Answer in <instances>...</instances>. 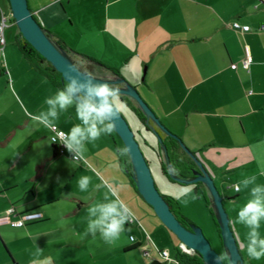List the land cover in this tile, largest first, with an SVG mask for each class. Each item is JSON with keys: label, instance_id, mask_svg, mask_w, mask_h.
Returning a JSON list of instances; mask_svg holds the SVG:
<instances>
[{"label": "crops", "instance_id": "crops-1", "mask_svg": "<svg viewBox=\"0 0 264 264\" xmlns=\"http://www.w3.org/2000/svg\"><path fill=\"white\" fill-rule=\"evenodd\" d=\"M28 2L54 43L78 61H86V56L115 70L118 75L98 66L96 78L111 82L121 91L139 93L167 128L163 131L164 137L167 139L168 132L172 133L196 154L213 178L225 207L228 206L226 210L244 263L264 264V258L253 260L247 255L245 244L249 230L235 223L239 211L252 198L251 189L264 187V0ZM9 5L6 10L0 5L8 15ZM234 22L250 26L252 30L236 32L231 26ZM247 52L252 59L248 69L243 64ZM11 57V50L6 46L0 63V80L13 74L19 83L24 79L19 73L20 60L15 57L11 61ZM27 63L30 71L36 72ZM11 81L14 84L12 77ZM9 84L10 80L7 82L10 87ZM18 89L26 93L23 108L33 110L35 115L41 111L47 114L50 106L45 96H30L22 84ZM54 89L46 86L48 98L59 90ZM2 94L0 88V97ZM30 122L28 118L25 123H15V128H28ZM59 127L68 133L65 126ZM8 130V133L0 130V218L11 207L16 209L14 219L29 212L42 213L43 218L22 228L0 225V264H32L33 260L43 264L47 259L51 264H162L157 261L156 249H168L174 256V247L181 243L174 239V234L166 231L173 247L161 245L138 231L144 228L136 218L133 223L125 224V230L112 243H107L99 232L95 237L86 235L89 219L97 217H89L82 211L97 202L96 196L73 197L78 205L75 213L48 214L47 201L40 202L34 194L35 175L24 177L25 171L34 167V162L25 160L28 149L21 150L17 144L12 147L18 135L17 131ZM48 138L51 142L50 130ZM27 141H22L23 146ZM51 145L50 161L55 162L59 154L52 142ZM19 165L22 170L13 176ZM166 167L175 173L170 166ZM101 168L108 174L109 167ZM112 183L128 207L137 203L130 200L129 178L128 182L117 179ZM238 184L240 191L235 189ZM202 188L207 197L209 188L206 184ZM228 190L235 194H228ZM29 194L34 198L31 202L27 201ZM260 196L264 198V192ZM105 203L108 200H99V204ZM210 206L216 208L214 201ZM129 228L138 229L139 237L133 236ZM214 228L213 235L221 246L215 225ZM259 233L264 238V221ZM146 249L152 251L150 257L144 254Z\"/></svg>", "mask_w": 264, "mask_h": 264}, {"label": "rangeland", "instance_id": "rangeland-1", "mask_svg": "<svg viewBox=\"0 0 264 264\" xmlns=\"http://www.w3.org/2000/svg\"><path fill=\"white\" fill-rule=\"evenodd\" d=\"M9 4V0H4L0 5L6 10ZM19 31L17 24L13 23L6 29V38L8 41L7 47L10 48L12 54L11 61H15V57L20 60L18 66L19 73L23 75L24 79L22 80L24 81L21 80L18 83L16 75L13 74H10L8 77L4 76L2 77L4 80H0V88H2L3 91L2 97H0V130L4 133H8V128L13 132L17 131L18 136L12 144V147L17 144V148L19 147L21 150H23V148L28 149L29 154L27 153L25 160L28 163L34 162V167L32 170H26L24 177H32V173L35 175V187L33 188L34 194H37V198L40 202L47 201L48 214L60 215L75 213L78 205L73 197L80 196L89 199L96 196L97 202L87 206V208L82 211L83 214H89L88 209L100 205L99 200L101 202L103 200L112 202L116 199V197L108 191L105 185L112 184L114 186L112 182L117 179H120L122 183L128 182V177L123 168H126L127 163L130 166L129 162L131 164L132 162L128 153L126 155H121L120 149H123L125 146L115 131L109 135H102L95 142H86L82 160H73V154L69 155V152H67L65 154H59L55 162L50 161L53 155V148L48 138V131L50 129L43 126H37L34 122L37 115H46V113L41 111L39 112L40 114L35 115L32 114L33 110L23 108L22 105L25 103L24 95L26 93H22L18 87L22 84L24 88L23 90L27 93L29 92L30 96L35 94L40 98L41 96H45V98L50 96L46 90V86H50L53 91L56 89H54L47 79L38 74V72L30 71L32 69H30L27 60L24 59L18 45ZM78 64L80 65V62ZM11 77L13 78L14 84L11 81ZM8 80H10V87L7 85ZM13 85L14 88H12ZM32 90H34V93H32ZM135 105L139 106L138 104ZM121 113L128 121L131 129L137 134V139L140 143H143L145 139L147 140V137L151 140V134L142 131L141 123L134 113L129 111L125 106L123 107V105L121 107ZM28 118L31 119L28 128H22L19 130L15 128L17 125L15 123H25ZM161 123L164 126L162 121ZM80 124L81 122L76 116L75 106L68 108L67 111H61L60 114H58V118L55 120V125L65 126L64 129H67L68 132H70L73 126ZM139 131H141V134H138ZM24 139L28 141L23 146L22 141ZM115 142L117 143L115 144ZM142 148L147 160H150L152 174L158 190L162 195H164V193H167L169 196L175 195L180 187H191L192 190L187 196L181 198H174V196L171 197L178 202L182 216L191 220L197 227H200L205 236L211 242L213 248L218 253H222V245L220 246L212 231L215 229L211 216V209L214 207L207 205L202 193L199 195L196 194L195 184L192 182L186 181L183 185L169 182L162 174L160 161L155 159V155L152 154V151L148 147ZM119 155H121L123 161L126 162L123 167L120 165L121 158ZM40 166L42 167L41 170L39 168ZM102 166L109 167L108 174H106L104 170L102 171ZM21 170L22 167L19 165L18 169L15 170L12 175L16 176ZM91 170H94L96 173H92ZM85 177L89 179V185L87 190L81 191L79 188V180ZM128 189H130V200L137 201V203L129 204V208L144 228L142 231L129 228L132 235L138 238V231L141 233L145 232L153 238L154 242L164 246L173 247L172 241L166 232L168 229L163 225L155 211L150 208L147 203H144V201L137 197L130 184L128 185ZM227 193L230 195L235 194L233 190H228ZM118 195L120 197L119 192ZM207 197L209 202L214 201L211 191L208 192ZM33 199L32 194L27 196L28 202L33 201ZM214 211L217 212V209L214 208ZM6 212L4 216L6 215ZM173 237L174 239L177 238L175 235H173Z\"/></svg>", "mask_w": 264, "mask_h": 264}, {"label": "clouds", "instance_id": "clouds-1", "mask_svg": "<svg viewBox=\"0 0 264 264\" xmlns=\"http://www.w3.org/2000/svg\"><path fill=\"white\" fill-rule=\"evenodd\" d=\"M80 76V68L75 64L69 65L64 88L58 90L53 97L46 99V103L50 106L49 111L46 115H37L34 121L37 126L52 129L58 118V110L67 111L68 108L75 106L76 116L81 124L73 126L70 132L60 138L59 142L73 154V160L83 159L86 142H95L102 135L113 133L122 107L119 88L109 83H97L89 73L83 74L84 79ZM52 143H57L55 138L52 139ZM128 151V148L120 149L121 155H126ZM245 183L247 184V181ZM88 185L87 177L79 180L81 191L87 190ZM105 186L116 199L88 209L89 217L97 218L89 219L85 234L95 237L99 232L107 243H112L125 230V224L133 221L135 216L119 198V189L112 184ZM235 189L240 191L239 184L235 186ZM191 190L190 186H182L177 190L174 198L187 196ZM262 192H264L262 186L251 189L252 198L239 211L235 220V223L249 230L245 250L253 260L264 258V238H261L259 233L261 221H264V198L260 196ZM97 213H99L98 216ZM227 259L226 254H221L217 257V262L219 264ZM32 264H36V261L33 260ZM43 264H51V260L47 259Z\"/></svg>", "mask_w": 264, "mask_h": 264}, {"label": "water", "instance_id": "water-1", "mask_svg": "<svg viewBox=\"0 0 264 264\" xmlns=\"http://www.w3.org/2000/svg\"><path fill=\"white\" fill-rule=\"evenodd\" d=\"M9 3L13 17L24 39L30 43L48 62H50L60 74H62L63 79L66 82L68 66L74 63L68 59L51 40L47 31L35 18L34 13L30 9L28 0H9ZM80 73V78L84 79L83 74L85 72L80 69ZM72 75H77V73H72ZM93 78L96 82L109 83L112 85L111 82L95 77ZM129 88L131 89L132 86H129ZM122 94L129 95L135 99L140 107L146 112L148 117H151L159 127L167 131V128L162 125L160 119L156 117L152 109L143 100L139 93L134 91L132 92L130 90H120V95ZM114 131L120 137L125 148L129 149L128 155L130 156L133 170L135 172L138 192L145 202L153 208L163 225L170 232H172L180 242L184 243L187 247L193 249L196 253L201 255L206 264H218L217 257H219L220 254L213 248L203 230L197 226H191L190 229L185 227L173 213L170 205L158 190L151 167L140 146V143L137 141L134 131L131 129L128 121L122 113H120V117L116 121V128ZM171 136L179 141L183 150L200 168V172L195 173L197 178L190 182H202L206 184L214 197L215 207L222 225L223 244L229 255V264H245L230 224L229 214L213 178L208 173L199 158L185 146L182 140L172 133ZM176 180L183 182L181 179ZM219 264L225 263L224 261H221Z\"/></svg>", "mask_w": 264, "mask_h": 264}, {"label": "trees", "instance_id": "trees-1", "mask_svg": "<svg viewBox=\"0 0 264 264\" xmlns=\"http://www.w3.org/2000/svg\"><path fill=\"white\" fill-rule=\"evenodd\" d=\"M14 24L15 20L13 19ZM57 48L68 58L70 59L75 65H77L83 72L89 73L91 76L96 78V69L98 66L104 67L105 69L111 70L115 75H118L115 70L112 68H107L103 64L84 56L86 61L84 60H76L72 55L68 53V51L62 47L58 43H54ZM18 45L20 47V50L22 52L23 57L30 63V65L35 69L36 72H38L40 75H42L44 78H46L54 87L61 90L65 86V80L63 79L62 74H60L50 62H48L41 54H39L34 47L28 43L22 34L19 31L18 35ZM80 62V65L78 64ZM85 64V65H84ZM120 100L122 102L123 107L125 106L129 111L134 113L142 127L143 132L150 133L151 136L154 138L153 141L144 140L143 143H140L137 139V134L135 133L137 141L140 143L141 148H149L152 151V154L155 155V159L160 161L161 164V171L162 174L166 177V179L171 183H176L183 185L186 181H193L197 177L195 176V173L200 172L199 166L196 164V162L183 150L181 147L179 141L175 139L173 136H171V133L168 132L167 139L164 137V130L156 125L149 117H147V114L145 111L135 104L132 103L129 96L122 95L120 96ZM138 134H141V131L138 132ZM117 142H115L116 144ZM55 152L58 153V149L53 145ZM125 148V147H124ZM143 150V148H142ZM144 152V150H143ZM163 152L166 154V161L165 163L163 159ZM56 154V155H57ZM145 154V152H144ZM196 155V154H195ZM120 159V165L121 167L125 166L126 162L123 161L122 156L119 155ZM130 158V156H129ZM147 159V158H146ZM131 160V159H130ZM150 165V160H147ZM126 164V168H123L125 171V174L129 178L133 189L137 193V195L145 201L142 196L138 192L136 179H135V172L133 170L132 164L129 162ZM166 166H170L174 170L175 173H173L171 170L169 171ZM176 179H181L183 182H179ZM195 184V192L196 194L202 193V196L204 197L206 203L208 206H210V202L208 201L204 191H203V185L202 182H193ZM167 203L170 205L171 210L173 213L177 216V218L181 221V223L187 227L188 229L191 228V226H196L191 220L185 218L182 216L180 212V206L178 202L171 196L163 195ZM152 208L151 206H149ZM153 209V208H152ZM211 210L213 223L216 227L217 233L219 235L221 244H222V253L226 254L228 259L224 261L225 264H229V255L227 249L224 247L223 239H222V225L219 220L218 212H215ZM217 216V217H216ZM174 256L177 260V264H206L204 259L201 255L198 253H194L192 255H188L185 253H182L178 246L174 247Z\"/></svg>", "mask_w": 264, "mask_h": 264}, {"label": "built area", "instance_id": "built-area-1", "mask_svg": "<svg viewBox=\"0 0 264 264\" xmlns=\"http://www.w3.org/2000/svg\"><path fill=\"white\" fill-rule=\"evenodd\" d=\"M13 19L14 17H13L12 12L10 13V15H8V14H5L0 9V63L4 58L5 48L7 46L6 29L14 23ZM231 26L236 32H240V33L250 32L252 30L250 26L241 25L238 22L232 23ZM251 62H252V59L249 53L247 52V58L243 61L244 67L248 69ZM232 67L236 68V65H233ZM50 131H51V142L53 138H55L57 141V143H52V144L58 149V153L65 154L69 152L64 145L59 143L60 138L63 137L64 134H66V132L57 125H55L54 128L50 129ZM15 214H16V209L14 207L9 208L6 212V215L0 218V225L6 224V225H10L15 228H22L26 226L28 223L35 222L43 218V214L39 212L23 213V214L18 215L19 217L17 219L13 218ZM133 222L134 220L131 221V223ZM132 240H134L133 237H132ZM178 247L182 253H185L188 255H192L196 253L193 249L187 247L182 242L179 244ZM156 250H157L156 252L158 255L157 261L161 262L162 264H177V260L175 256H173L170 250L168 249H156ZM151 252L152 251H150V249H146L144 251V254L150 257L152 255Z\"/></svg>", "mask_w": 264, "mask_h": 264}, {"label": "flooded vegetation", "instance_id": "flooded-vegetation-1", "mask_svg": "<svg viewBox=\"0 0 264 264\" xmlns=\"http://www.w3.org/2000/svg\"><path fill=\"white\" fill-rule=\"evenodd\" d=\"M123 95V94H122ZM125 96H129V95H125ZM130 98H132L131 96H129ZM133 99V98H132ZM139 105V104H138ZM140 106V105H139Z\"/></svg>", "mask_w": 264, "mask_h": 264}, {"label": "bare ground", "instance_id": "bare-ground-1", "mask_svg": "<svg viewBox=\"0 0 264 264\" xmlns=\"http://www.w3.org/2000/svg\"><path fill=\"white\" fill-rule=\"evenodd\" d=\"M97 83H101V82H97Z\"/></svg>", "mask_w": 264, "mask_h": 264}]
</instances>
